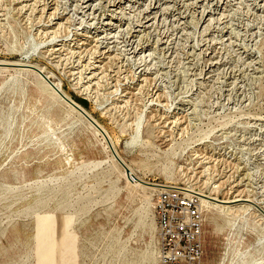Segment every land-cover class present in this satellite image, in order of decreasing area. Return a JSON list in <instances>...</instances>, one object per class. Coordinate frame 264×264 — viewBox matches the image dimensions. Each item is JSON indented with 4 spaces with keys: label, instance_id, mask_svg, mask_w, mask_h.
Instances as JSON below:
<instances>
[{
    "label": "rangeland",
    "instance_id": "rangeland-1",
    "mask_svg": "<svg viewBox=\"0 0 264 264\" xmlns=\"http://www.w3.org/2000/svg\"><path fill=\"white\" fill-rule=\"evenodd\" d=\"M43 1L0 0V58L52 70L141 178L207 193L218 185L221 198L243 194L264 206V0H236L208 28L193 5L185 23L161 17L155 38L167 32L168 41L154 57L114 43L107 53L74 0L55 10ZM139 115L142 135L131 142ZM111 155L33 72L0 69V264H53L52 247L73 235L77 258L61 253L65 264H142L148 252L158 264L155 193L130 184ZM47 212L64 218L38 226L36 237L37 215ZM205 217L203 264H264V218L211 225Z\"/></svg>",
    "mask_w": 264,
    "mask_h": 264
},
{
    "label": "bare ground",
    "instance_id": "bare-ground-1",
    "mask_svg": "<svg viewBox=\"0 0 264 264\" xmlns=\"http://www.w3.org/2000/svg\"><path fill=\"white\" fill-rule=\"evenodd\" d=\"M44 1L47 4H51V6H52L51 8H53V6H54V10H55L57 5H59V2L61 0H44ZM74 1L76 2L75 3V12H78V14L81 15V18H83L82 19L83 22L88 23L85 31L87 32V34H90L88 36L94 38L98 42V47H101L102 49H108L107 53L110 54L109 50L112 47L111 44L114 43L113 46L120 47L122 51H125L126 47H129L127 49H131V52H132V54L134 53V55H139V54L145 55L146 54V55L154 57L157 54L156 53V50L158 49L157 46H160L159 45L160 43L166 44L168 41V35H167L168 33L167 32H166L167 34L165 33L164 36L163 35L159 36L160 38L156 36V38H155V34H156L157 26H158L157 21L161 17H165V18L171 17L172 20H174V21L176 20V22L181 21L182 23H185V22H187L186 18L189 15L188 13L190 12V11L188 12L189 6L193 5L196 7L195 11H197V10L201 11L203 21L205 22L203 25H204V27H207L212 22H213V24H214V22L215 23L217 22V24H219L218 22H221L224 18H226L227 17V13H226L227 8L233 7L235 5L236 0H74ZM199 8H200V10H199ZM135 12L136 13L139 12V14L142 15L141 19H139L138 21L135 20V17H136L134 15ZM46 13H48V12H46ZM189 21H191V20H189ZM179 26H181V25H179ZM183 26H184V24H183ZM209 28H211V27H209ZM226 28H228V27H226V25H224V30L222 31V33H224L225 31H228V33H226V34L231 35L232 30L229 31ZM183 30H184V28H183ZM38 33H39V31H38ZM120 43H121V45H122V43H124L123 46H121ZM73 44H75V43H73ZM170 44H171V42H170ZM191 48H192V46H191ZM47 49H49V48H47ZM161 49H163V47ZM166 50H167V48H166ZM201 52H205V54H207L208 53V47L203 46L201 48ZM168 53H169V51H168ZM195 53H197V52H195ZM189 54H191V53H189ZM125 56H127V54ZM207 56L209 58H213L212 53H208ZM99 58H100V56H99ZM147 58H149V57L147 56ZM0 65H3V66H0V69L9 68V66H12V67L14 66L15 69H18V70H27V71L33 72L37 78V83L40 86V88L47 91L48 93H50L54 97H57L59 100H61L65 104H67L62 99V97L60 95V94H63L67 98L74 101L82 109H84L88 113V115L91 118H93L95 120V122L104 131V132L103 131L101 132V130H99L98 128H95L93 126V124L89 123L86 120L88 125L91 128H93L97 134L102 136L104 144H105V148L107 150H109V152H111L110 146L108 144V142H110L111 145L113 146V148L115 149V151L117 152L118 156L126 163L127 167L130 169V176L133 178L128 176L125 168H123L115 160V158L111 155L115 164L120 168L121 173L125 176V178L133 186H135V187L140 186L143 189H149L151 192H153L155 194L158 191H160L164 188H169V187H179V188L185 189L186 191H188L190 193H197L201 197L203 203L206 205V214L209 217V223L211 225H212V223L216 222L217 219H219V218L231 223L232 225H234L238 219H241L245 222V217H248V216L249 217L253 216L254 218L259 216L261 218H264V206L260 205L259 201L255 200L249 196H245L243 194L242 195L241 194L235 195L234 197H231V198H227V197L221 198L215 192L217 190L216 188L218 187V185H215L213 187L214 191H210L209 193H207V192H204L202 189H196L193 186H182L181 187L180 185H178L177 183H174V182H166V183L157 182V181L151 182V181H148V180L141 178L139 175H137L135 173L134 169L126 162V160L124 159L122 154L119 153V151L116 147L114 138L111 135V132L88 109H86L83 105H81L77 100H75L73 98V96L69 92H67L64 89L63 80L58 78V77H55L52 70L48 69L44 65H38L35 63H30V62H21L18 60H9V59H3V58H0ZM89 65L91 66V64H89ZM16 66L18 68H16ZM21 66H25V67H21ZM31 69L38 70L40 72V74L36 73L35 71H33ZM121 75H123V74H121ZM94 76H95V72L93 71L90 74V76H88V77L94 78ZM99 78H100V76H99ZM82 83H83V81H82ZM51 85L54 88H52ZM69 108H71L73 111H75V109H73L72 107L69 106ZM195 109H196V107H195ZM78 114L80 115V113H78ZM80 116L83 118L82 115H80ZM142 120H143V117L140 115L134 120V122H133L134 128L133 129L135 130L136 135L131 142H137L138 139L141 137V135H142ZM147 198L148 197H145V199L149 202V200ZM53 217H54V219H59V218H64V215L58 214V213H52V212H47L44 214H38L37 215V219L35 218L36 219L35 221H36V225L37 224H39V225L36 226L37 227L36 237H38V235H39L38 226H39V228L43 229V228H48L50 225L55 224V223H53V220L51 219ZM73 219H74V217H73ZM56 225H57V230H58L57 234L62 235L64 233L63 222H60V224L56 223ZM153 228H155V225H153ZM204 236H205V234H204ZM71 238H73V241L70 243H68L66 241L67 239H64V240L57 242L52 247L51 252H50V256L52 255V257H53V261H54L53 264H65V262L63 261L61 253H67L69 251L74 253L76 255V258H77V253H76V250H77L76 238H77V236L73 235V236H71ZM144 259H145L144 263H142V264H149L150 259H151V253L150 252L145 253ZM240 264H245V260L242 259L240 261ZM247 264H259V262L258 261H255V262L252 261V262L247 263Z\"/></svg>",
    "mask_w": 264,
    "mask_h": 264
},
{
    "label": "built area",
    "instance_id": "built-area-1",
    "mask_svg": "<svg viewBox=\"0 0 264 264\" xmlns=\"http://www.w3.org/2000/svg\"><path fill=\"white\" fill-rule=\"evenodd\" d=\"M154 213L158 264H203L206 205L201 197L179 187L164 188L155 194Z\"/></svg>",
    "mask_w": 264,
    "mask_h": 264
},
{
    "label": "water",
    "instance_id": "water-1",
    "mask_svg": "<svg viewBox=\"0 0 264 264\" xmlns=\"http://www.w3.org/2000/svg\"><path fill=\"white\" fill-rule=\"evenodd\" d=\"M3 66V65H0ZM23 67V66H21ZM35 71H37L39 74L40 72L36 69H34ZM52 87V85H51ZM54 88V87H52ZM62 99L67 103L68 106L72 107L73 109H75L76 112L80 113V115L83 116V118L85 120H87L89 123L93 124V126L95 128H98L99 130H101V132L103 131L102 128L95 122V120L93 118H91L88 113L82 109L80 106H78L74 101H72L71 99L67 98L66 96H64L63 94H60ZM104 132V131H103ZM108 141V140H107ZM109 146H110V150L112 152L113 157L115 158V160L126 170V173L128 174V176H130V169L127 167L126 163L118 156L117 152L115 151V149L113 148V146L111 145L110 142H108ZM131 177V176H130ZM133 178V177H131Z\"/></svg>",
    "mask_w": 264,
    "mask_h": 264
}]
</instances>
